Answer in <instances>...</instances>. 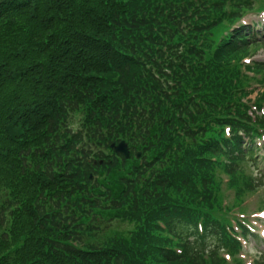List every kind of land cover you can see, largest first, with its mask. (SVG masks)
<instances>
[{"label": "trees", "instance_id": "1", "mask_svg": "<svg viewBox=\"0 0 264 264\" xmlns=\"http://www.w3.org/2000/svg\"><path fill=\"white\" fill-rule=\"evenodd\" d=\"M255 4L0 0V264H239Z\"/></svg>", "mask_w": 264, "mask_h": 264}, {"label": "rangeland", "instance_id": "2", "mask_svg": "<svg viewBox=\"0 0 264 264\" xmlns=\"http://www.w3.org/2000/svg\"><path fill=\"white\" fill-rule=\"evenodd\" d=\"M260 3L264 4V0H260ZM260 7H262V5ZM261 13L259 10H256V7H255L252 13L245 19L248 24L250 23L254 24L255 27H254L253 32L256 36L264 35V12L262 14ZM247 53L249 54L243 57L244 58L243 63H247L249 66H251L253 63L254 64L264 63V45L257 46V47H251L248 49ZM254 95L255 93L250 98H253ZM80 118L81 117L75 118L74 122L77 124H80L81 122ZM258 144L261 145L260 150L257 152L259 170L258 169L253 170V168H247V167L245 168L242 167V169L244 170L245 178L251 177V176L252 177H255V176L262 177L263 186L256 187L255 189H253V191L255 190L254 192L250 191V192L243 193L244 196L246 195L247 196L244 198V201L243 203H241L240 206H233L232 214L234 211H237V212L246 211V213L248 214L247 218L250 224L254 227L255 232L259 233L260 231V234H264V223H261L258 221V219H256L259 217L258 212L264 209V141H261V142L259 141ZM225 190H226V187L225 186L222 187V192H223L222 197L225 198V201L223 204L226 207H231L232 205H236L237 202L236 200H234L233 195L230 193V191L224 192ZM113 226L118 227L120 229L125 228L124 225L117 224L116 222L113 224ZM247 250L249 251L246 257H244L243 259L244 264L252 263L254 257L264 256V245L254 244L252 241H250Z\"/></svg>", "mask_w": 264, "mask_h": 264}, {"label": "water", "instance_id": "3", "mask_svg": "<svg viewBox=\"0 0 264 264\" xmlns=\"http://www.w3.org/2000/svg\"><path fill=\"white\" fill-rule=\"evenodd\" d=\"M111 147L114 149L115 152L124 155L125 158L129 157L127 146L124 142H120L117 146H115V144H112Z\"/></svg>", "mask_w": 264, "mask_h": 264}]
</instances>
